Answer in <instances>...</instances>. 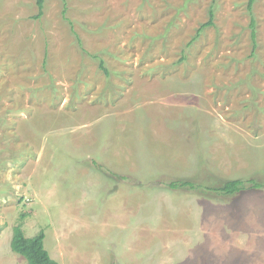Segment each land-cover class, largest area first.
<instances>
[{
  "label": "rangeland",
  "instance_id": "374dc122",
  "mask_svg": "<svg viewBox=\"0 0 264 264\" xmlns=\"http://www.w3.org/2000/svg\"><path fill=\"white\" fill-rule=\"evenodd\" d=\"M249 1L0 0V264L17 225L58 264H264V187L211 191L264 184Z\"/></svg>",
  "mask_w": 264,
  "mask_h": 264
},
{
  "label": "trees",
  "instance_id": "16d2710c",
  "mask_svg": "<svg viewBox=\"0 0 264 264\" xmlns=\"http://www.w3.org/2000/svg\"><path fill=\"white\" fill-rule=\"evenodd\" d=\"M46 0H36V4L38 5L40 9V15L43 12L44 5ZM256 2V0H250L249 1V9L252 8L253 4ZM210 20L201 26V28L197 31V35L195 37L198 38L202 31L212 26L213 24V17L212 12L210 13ZM254 21L252 23V40L254 43V47H256V32L254 27ZM194 39V40H195ZM100 68L102 71L106 73V75H109L108 70L106 69L103 62L100 63ZM246 184H251L252 188H262L264 187V184L257 183L254 180L249 181H243V180H233L225 183L222 187L219 188H212L211 191H214L218 194L225 195V196H231L238 192H241L243 189L246 188ZM171 187L173 189H178L182 187H191L194 188V184L184 181V182H176L171 184ZM45 233L40 232L38 235L28 238L25 236L22 228L20 226H15L13 229V237L11 241V249L14 253L22 256L27 260L28 264H58L56 260H54L50 253L45 248Z\"/></svg>",
  "mask_w": 264,
  "mask_h": 264
}]
</instances>
